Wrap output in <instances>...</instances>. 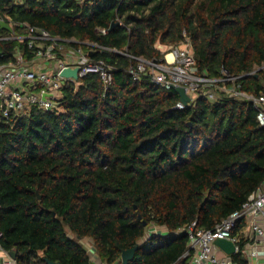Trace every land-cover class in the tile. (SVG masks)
Masks as SVG:
<instances>
[{"label":"trees","instance_id":"trees-1","mask_svg":"<svg viewBox=\"0 0 264 264\" xmlns=\"http://www.w3.org/2000/svg\"><path fill=\"white\" fill-rule=\"evenodd\" d=\"M0 13L114 49L93 58L115 66L106 92L99 75L88 74L78 89L62 88L61 109L33 107L0 120L4 248L18 264H92L80 242L89 238L108 264L136 246L129 264H188L181 229L194 221L213 228L264 181V128L250 103L227 96H198L176 108L178 93L148 78L134 81L122 52L159 58L158 43L188 37L201 72L219 77L226 69L260 95L264 0H0ZM25 44L0 43L2 60ZM153 223L167 234L142 242ZM232 258L248 264L240 253Z\"/></svg>","mask_w":264,"mask_h":264},{"label":"built area","instance_id":"built-area-1","mask_svg":"<svg viewBox=\"0 0 264 264\" xmlns=\"http://www.w3.org/2000/svg\"><path fill=\"white\" fill-rule=\"evenodd\" d=\"M88 1L76 0L80 4ZM22 2L13 0L15 5ZM117 21L122 23V18L118 17ZM0 22L8 23L12 29L8 34L0 33V43L14 40L26 42L24 49L17 46L6 60H2L6 52L0 49V120L24 115L33 107L50 111L61 109L62 88L72 84L78 89L83 84L81 79L88 74L99 75L105 92L111 87L115 66L103 59L93 58L90 53L99 49H114L94 41L53 36L45 28L15 22L8 14L0 13ZM96 31L103 35L108 33L106 28H97ZM159 46L163 48L162 44ZM122 54L130 59L128 72L134 81L148 78L165 89L184 87L191 102L186 105L180 100L176 108H186L198 96L211 101L227 96L250 103L257 113V122L264 128V92L257 95L244 90L239 80L242 76H234L226 69H222L219 77H210L206 72H201L188 37L180 44L169 45L161 51L159 58L134 56L129 52ZM65 68H78V78L63 77L61 73ZM159 228L151 224L142 242L153 235L162 234ZM183 230L188 236V249L183 255L188 259V264H235L233 255L226 254L215 243L217 238L232 240L236 245L235 254L240 253L252 264V259L258 255L256 248H264V181L247 197L239 210L218 221L213 228L199 227L194 221L181 232ZM3 237L0 230V264H18L17 258H13L10 251L4 248ZM219 252L225 256H218ZM42 256L40 252L39 258ZM97 264L108 263L99 261Z\"/></svg>","mask_w":264,"mask_h":264},{"label":"water","instance_id":"water-1","mask_svg":"<svg viewBox=\"0 0 264 264\" xmlns=\"http://www.w3.org/2000/svg\"><path fill=\"white\" fill-rule=\"evenodd\" d=\"M116 25H119V22H113L112 25H111V29H113ZM0 27L2 29H7L9 31L12 30L10 25L8 23H6V22H0ZM93 54H94L93 52L90 53V55H93ZM78 72H79L78 68H76V69L65 68L62 71L61 75L63 77H66V78H78ZM172 89H174L178 93L181 102H183L186 105H188L191 102V98L186 93V90H185L184 87H182V86H172ZM38 193L39 192L37 191V194ZM139 218L141 219L142 217L140 216ZM144 225H147V223L144 222ZM181 234L182 235H186V230H183L181 232ZM215 243L226 254H228V255H234L235 254L236 245H235V243L232 240H228V239H225V238H217L215 240ZM138 248H139V246H136L134 248L123 250L122 254H121V264H129L134 259ZM10 253H11V256L13 258H17L16 252L12 251ZM46 262H47V264H61L60 262H54V261H51L49 259H47Z\"/></svg>","mask_w":264,"mask_h":264},{"label":"crops","instance_id":"crops-1","mask_svg":"<svg viewBox=\"0 0 264 264\" xmlns=\"http://www.w3.org/2000/svg\"><path fill=\"white\" fill-rule=\"evenodd\" d=\"M1 28V27H0ZM2 29V28H1ZM7 30V29H5ZM9 32V30H7ZM163 45V44H162ZM158 226V225H157ZM160 227V233H162L163 235L164 234H167V229L165 227H162V226H158ZM161 234V235H162ZM80 242L85 246V248L87 249L89 255H90V260L92 262V264H97L99 261H102L99 254H98V251L96 249V246L95 244L93 245L92 242H88V239L87 238H84L82 240H80ZM94 243V242H93ZM257 252H258V255L257 257L253 258L252 259V264H264V248L262 247H259V248H256ZM244 258V257H243ZM246 259V258H245ZM234 261V260H233ZM247 263H248V260L246 259ZM235 264H238L237 262L234 261ZM120 264H121V259H120ZM249 264V263H248Z\"/></svg>","mask_w":264,"mask_h":264},{"label":"rangeland","instance_id":"rangeland-1","mask_svg":"<svg viewBox=\"0 0 264 264\" xmlns=\"http://www.w3.org/2000/svg\"><path fill=\"white\" fill-rule=\"evenodd\" d=\"M0 33H1V32H0ZM159 45H160V43H158L157 46L159 47L158 49H161V51L166 50L167 47L169 46V45H165V44H164V45H163V48H160ZM153 224H155V223H153ZM69 234L72 235L71 232H69ZM87 239H88V242H90V243L92 242V244L94 245L92 239H89V238H87ZM218 256H225V254H224L223 252H219Z\"/></svg>","mask_w":264,"mask_h":264},{"label":"bare ground","instance_id":"bare-ground-1","mask_svg":"<svg viewBox=\"0 0 264 264\" xmlns=\"http://www.w3.org/2000/svg\"><path fill=\"white\" fill-rule=\"evenodd\" d=\"M169 58L171 59V58H172V56L170 55V56H169Z\"/></svg>","mask_w":264,"mask_h":264}]
</instances>
